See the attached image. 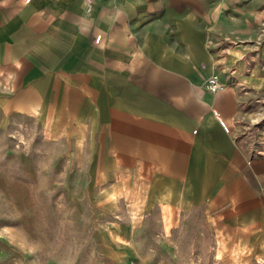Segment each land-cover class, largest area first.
Wrapping results in <instances>:
<instances>
[{"label":"crops","instance_id":"crops-1","mask_svg":"<svg viewBox=\"0 0 264 264\" xmlns=\"http://www.w3.org/2000/svg\"><path fill=\"white\" fill-rule=\"evenodd\" d=\"M212 2L0 0V109L65 117L82 136L65 172L120 223L140 200L142 219H200L264 264V8L237 25Z\"/></svg>","mask_w":264,"mask_h":264},{"label":"rangeland","instance_id":"rangeland-1","mask_svg":"<svg viewBox=\"0 0 264 264\" xmlns=\"http://www.w3.org/2000/svg\"><path fill=\"white\" fill-rule=\"evenodd\" d=\"M212 1L221 23L242 24L264 8V0ZM255 17L263 28L264 10ZM224 36L221 47L235 43ZM235 52L230 47L225 62ZM60 122L6 118L0 109V264H260L200 219H142L139 200L138 219L120 223L109 208L91 203L87 184H74L79 174L66 173L61 156L82 147L81 133L65 117Z\"/></svg>","mask_w":264,"mask_h":264},{"label":"built area","instance_id":"built-area-1","mask_svg":"<svg viewBox=\"0 0 264 264\" xmlns=\"http://www.w3.org/2000/svg\"><path fill=\"white\" fill-rule=\"evenodd\" d=\"M97 1L99 0H85L87 10L91 12L93 8L95 7ZM116 1H119V0H116ZM207 87L211 92H217V91L224 89L225 84L220 80L217 74H213L208 79Z\"/></svg>","mask_w":264,"mask_h":264},{"label":"bare ground","instance_id":"bare-ground-1","mask_svg":"<svg viewBox=\"0 0 264 264\" xmlns=\"http://www.w3.org/2000/svg\"><path fill=\"white\" fill-rule=\"evenodd\" d=\"M86 4V3H85ZM208 84V83H207Z\"/></svg>","mask_w":264,"mask_h":264}]
</instances>
